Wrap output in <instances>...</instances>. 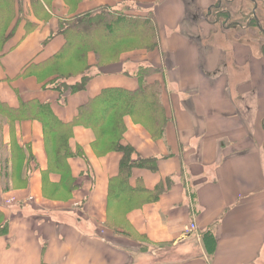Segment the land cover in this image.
Listing matches in <instances>:
<instances>
[{"label":"crops","instance_id":"crops-1","mask_svg":"<svg viewBox=\"0 0 264 264\" xmlns=\"http://www.w3.org/2000/svg\"><path fill=\"white\" fill-rule=\"evenodd\" d=\"M126 2L146 7L147 0H81L75 8L51 0L47 17L32 12V0H15L27 19L18 26L15 15L0 45L2 100L12 106L50 102L61 120L70 121L104 88L137 89L134 71L143 63L158 69L147 81L162 86L168 121L156 136L125 116L122 142L134 148L132 158L150 159L154 166L132 167L128 183L135 191L116 199L110 185L123 153L99 154L93 128L74 126L68 175L50 169L43 123L18 122L17 142L30 146L32 159L26 186L12 180L5 185L0 177V210L8 222L0 236V264H264V60L256 45L240 39L231 45L226 37L209 42L210 32L193 40L183 29L184 0H148L163 25L159 46L127 52L101 67L84 90L64 100L47 85L55 75L23 72L61 49L60 19ZM28 21L35 24L29 31ZM89 59L97 61L92 54ZM3 138L8 147V126ZM10 198L16 202L7 205ZM111 205L122 210L128 233L108 227ZM191 223L197 228L189 230Z\"/></svg>","mask_w":264,"mask_h":264},{"label":"trees","instance_id":"trees-1","mask_svg":"<svg viewBox=\"0 0 264 264\" xmlns=\"http://www.w3.org/2000/svg\"><path fill=\"white\" fill-rule=\"evenodd\" d=\"M45 5L49 7L50 0H32V7H39L47 17L49 13ZM6 10H10V15L6 14ZM14 12L15 0H0V45L9 36L8 31L6 32L2 26L6 18L12 16ZM101 25H105L106 28H100ZM115 26L120 27V30H114ZM34 27L35 24L28 21L27 31ZM59 32L65 37L61 49L47 60L27 66L23 72L29 70L42 72L49 67L61 66V72L52 74L55 77L48 80L47 85L60 91V97L64 100L68 94L86 88L89 79L95 75L93 69L100 70L101 67L116 63L125 53L130 52L127 49L129 47H120L121 45L143 44L144 49H153L159 46L160 40V30L157 28L153 10L142 11L141 7L133 3L124 6L122 4L120 7L100 6L77 12L61 19ZM90 54L97 59L95 64L90 63ZM155 71L158 69L140 63L134 71L140 81L137 89L104 88L98 95L81 104L77 114L70 121L61 120L52 109L50 102H41L38 99L22 101L19 106H12L0 99V115L8 119L12 132L15 131L19 121L40 120L45 128L50 169L61 170L68 175L70 174L68 159L74 155L70 146L74 126L84 124L93 128L97 133L95 147L99 154H105L110 150L123 153L119 176L111 181V199L121 195L131 196L135 191L128 183L132 167L154 166V163L139 156L132 158L134 148L122 142L126 129L124 118L126 115H132L151 128L156 136L163 135L168 121L161 100L162 86L158 82L147 81V77ZM11 149V156L7 160L10 169L8 179L17 186H23L28 180L27 168L32 159L31 148L29 145L20 146L14 138ZM81 153L82 149L78 148L77 154ZM71 179L72 177L69 176L64 187L71 184ZM121 206L119 205V208ZM121 211V209L114 210L111 205L110 212L114 217L107 220L108 227L126 231L128 226ZM7 232L8 222L0 210V236Z\"/></svg>","mask_w":264,"mask_h":264},{"label":"rangeland","instance_id":"rangeland-1","mask_svg":"<svg viewBox=\"0 0 264 264\" xmlns=\"http://www.w3.org/2000/svg\"><path fill=\"white\" fill-rule=\"evenodd\" d=\"M65 1L69 7L75 8L78 7L77 5L80 3L81 0L80 1L65 0ZM184 1L186 4L185 7H187L186 8L187 16L185 17L183 29L185 30V33L192 36L193 40L200 37L202 38V36L204 35L206 36L208 32H210L211 34V36L208 39L209 42H212L214 40V37H220V38L226 37L227 43H230L232 45V42L237 43L240 39L242 43L256 45L258 47V57H261L264 60V32L257 25L256 18L254 16V0H184ZM132 3L135 4V6L137 7H141L142 11L149 12L151 10H154L150 8V5L152 3L148 2V0L146 2V7L141 6V4L137 2H132ZM132 3L126 2L123 3V6L125 4H132ZM40 11L41 10L39 9V7L38 8L32 7V12L34 14ZM6 14L10 15V10L8 11L6 10ZM17 14H18V18L16 19L17 20L16 23L18 24V26L23 23L26 24L27 13L24 10H21V14H20V12L19 11L17 12V9H15L14 14L12 16H8L2 26V28L6 30V32L9 30L8 28L11 27L13 22H15L14 18L15 15ZM255 14L260 21V25L264 28V0H258ZM156 22H157V28H159V26L163 27L160 20L156 19ZM100 28L105 29L106 26L101 25ZM114 30H120V27L116 28L115 26ZM121 30H123L122 27ZM12 31H14V28L12 29ZM166 37H168V34L166 35ZM161 41L162 39L160 38L159 43H161ZM220 42L222 43V41ZM212 44H214V42ZM142 46L143 44H141L140 46L136 44L133 46L130 44L128 45L125 44V45H121L120 47H129L127 49H129L130 52L133 51L136 52L138 49H144ZM248 52L250 53L249 48H248ZM243 56H244V52H243ZM96 71L95 69H93L94 74L100 73V70H96ZM42 72H43V77H45L47 73H49V75H52L55 74V72H61V66L59 68L49 67ZM259 73L264 74V69L263 68L260 69ZM55 79H57V77ZM59 79L61 78L59 77ZM59 92H58V97L60 96ZM261 92L264 93V88L263 91ZM7 126L10 131L11 142H13L14 138L17 141L16 130L12 132L8 119L4 115H0V177L3 176L5 185L9 186L11 184L10 180L8 179L9 177L8 174L10 173V169L7 160L11 156L12 149H11V142H9L7 147L3 138L4 128H7ZM110 151H114V150H110ZM28 180L23 184V186H26L28 184ZM58 189H56L54 192H57ZM10 199H13L11 203L8 202ZM10 199H8L5 202L7 205L16 202L15 198H10Z\"/></svg>","mask_w":264,"mask_h":264},{"label":"water","instance_id":"water-1","mask_svg":"<svg viewBox=\"0 0 264 264\" xmlns=\"http://www.w3.org/2000/svg\"><path fill=\"white\" fill-rule=\"evenodd\" d=\"M256 8H257V0H254V16L256 18L257 25L264 32V28L260 25V21H259V19L257 18L256 14H255Z\"/></svg>","mask_w":264,"mask_h":264},{"label":"built area","instance_id":"built-area-1","mask_svg":"<svg viewBox=\"0 0 264 264\" xmlns=\"http://www.w3.org/2000/svg\"><path fill=\"white\" fill-rule=\"evenodd\" d=\"M12 201H13V199H10L8 202L11 203ZM196 228H197V226H196L195 223H191V224L189 225V230H193V229H196Z\"/></svg>","mask_w":264,"mask_h":264}]
</instances>
